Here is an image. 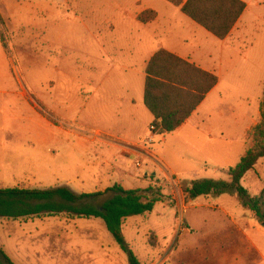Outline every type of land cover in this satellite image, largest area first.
Returning <instances> with one entry per match:
<instances>
[{"label": "rangeland", "instance_id": "rangeland-1", "mask_svg": "<svg viewBox=\"0 0 264 264\" xmlns=\"http://www.w3.org/2000/svg\"><path fill=\"white\" fill-rule=\"evenodd\" d=\"M247 2L252 8L248 16L251 29L239 42L243 52L264 32V0ZM118 3L121 2L8 0L2 5L5 21L4 27H0V188L60 187L29 176L32 168L27 163L45 160L46 170L57 166L66 170V178H58L72 179L81 186L77 194H92L100 175L99 168L93 166L102 160L103 152L74 141L70 144L64 137L53 142L35 112L55 125L66 123L77 131H82L79 125L86 120L96 126L94 108L84 111L81 103L86 92L95 91L102 73L114 69L112 76L118 69L119 59L111 47L110 36L103 42L98 39L101 20L111 23L119 15L113 9ZM103 9H108V13ZM211 38L216 45L220 43ZM232 57L235 65L220 94L198 108V115L188 127L163 137L157 135L154 143L146 146L148 155L159 158L161 168L157 176L148 175L145 179H154L149 187L159 190L164 199L152 213L124 222L125 240L141 264H161L167 258V264H174L176 239L182 233V223L186 224L192 201L184 189L197 179L226 181L227 171H218L217 167L227 170L238 163L237 157L216 159L211 155L206 144L209 135L224 133L240 142L244 132L246 150L251 146L247 135L261 122L264 103V80L260 86L264 75V35L245 54L232 53ZM198 121L204 122L200 130L195 128ZM235 146L243 150L239 143ZM116 161L124 163L121 169L127 173L134 174L140 163L141 178L150 174L146 168L150 160H134L119 153ZM117 174L104 175L116 180ZM88 175L91 183L86 181ZM242 184L251 196H258L264 189V160ZM207 200L212 199L203 197L195 202ZM193 215L190 210L188 219L192 220ZM0 248L15 264H128L127 255L101 219L66 214L0 218ZM188 258L192 261V254Z\"/></svg>", "mask_w": 264, "mask_h": 264}, {"label": "crops", "instance_id": "crops-1", "mask_svg": "<svg viewBox=\"0 0 264 264\" xmlns=\"http://www.w3.org/2000/svg\"><path fill=\"white\" fill-rule=\"evenodd\" d=\"M7 1L0 0L2 17L1 7ZM114 1L121 2L113 6L119 15L111 23L108 20H101L99 37H97L101 40L100 42H103L110 36L111 47L114 49L115 57L119 59L116 64L118 69L112 75L113 77L111 72L114 69L102 73L95 91L86 92L81 103L84 111L88 112L90 108H94L97 117L96 126L86 120L79 125L82 131H77L72 126H66V123L55 125L35 112L43 121L42 125L48 130L47 135L53 139V142L57 137L59 140L64 137L70 144L74 141L79 146L92 147L96 151L103 152L102 160L93 166V168H99L100 175H97L98 179L95 180L97 184L91 193L104 192L114 185H120L125 190L148 189L154 179L145 178L148 175L157 176V170L161 168L157 162L159 158L155 155L154 159L148 155V148L140 146L148 138L149 128L154 122L153 115L144 104L145 69L158 51L165 50L198 69L218 77V84L206 96L205 102L210 97L220 94L221 86L235 65L232 53L237 56L245 54L254 47L258 38L264 35V32L259 35L245 50L246 52L239 48V42L251 29L248 16L252 8L247 0H240L246 4V10L225 40L214 37L184 15L180 8L166 0ZM107 10L103 9L102 12L106 14ZM145 11L154 12L155 20L147 24L139 22L138 16ZM209 35L220 43L216 45ZM104 49L105 46L102 44L101 50ZM262 63L264 64V59ZM263 78L264 75L260 86ZM197 110L183 124L181 130L190 125L192 118L198 115ZM195 126L197 130H200L204 122L198 121ZM83 130L90 133H84ZM36 142L40 144V141ZM237 143L243 146V150L235 146ZM206 144L209 153L216 159L237 157L240 161L246 152L244 132L240 142L225 137L224 133H218L209 135ZM119 153H124L134 160L139 157L150 160V164L146 166L150 174L141 178L142 166L138 169L135 166L136 163H134L136 168L134 174L122 170L124 163L116 161ZM262 160L264 159L260 161ZM47 162L30 160L27 167L32 168V175L29 176L41 183L67 186L74 192L81 188L72 179L67 181L58 178H66V174H63L66 173L65 169L59 170L57 166L53 170H46ZM217 168L218 171L228 170ZM109 172L118 173V178L110 180L109 177H105L104 174L107 175ZM89 176L86 181L91 183ZM226 181H229V177ZM243 181L244 179L242 183ZM201 198L203 197L198 199ZM206 199L212 200L204 203H196L192 200L190 203L186 212V224L182 223V233L176 239L174 264L175 261L177 264H264V225L259 223L253 213L244 208L234 196L222 195L217 198L207 196ZM190 210L194 214L192 220L188 219ZM206 212L219 213L220 216L214 214L208 216ZM191 254L192 261L188 258ZM168 260V258L165 259L161 264H167Z\"/></svg>", "mask_w": 264, "mask_h": 264}, {"label": "trees", "instance_id": "trees-1", "mask_svg": "<svg viewBox=\"0 0 264 264\" xmlns=\"http://www.w3.org/2000/svg\"><path fill=\"white\" fill-rule=\"evenodd\" d=\"M166 1L180 8L184 15L219 40L228 37L247 7L240 0ZM155 18L154 12L145 11L138 16V21L147 24ZM0 27H4L1 14ZM145 75L144 104L154 117L153 124L159 135H170L180 129L219 82L217 76L165 50L153 56L145 69ZM247 139L251 146L239 163L227 170L229 181L197 179L184 191L191 200L207 196H234L264 225V189L258 196H251L242 185L245 176L264 159V103L261 122L248 133ZM163 199L160 191L152 187L146 190H125L120 185H114L104 192L92 194H77L67 186L47 190L0 188V218L17 220L66 214L71 217L101 219L121 251L127 255L128 264H141L125 240L124 222L131 217L152 213L156 204ZM0 264H15L1 248Z\"/></svg>", "mask_w": 264, "mask_h": 264}, {"label": "built area", "instance_id": "built-area-1", "mask_svg": "<svg viewBox=\"0 0 264 264\" xmlns=\"http://www.w3.org/2000/svg\"><path fill=\"white\" fill-rule=\"evenodd\" d=\"M159 135L157 127L152 124L149 128V136L148 138L143 142V147L150 146L154 143L155 137ZM137 167H141L140 163H137Z\"/></svg>", "mask_w": 264, "mask_h": 264}]
</instances>
